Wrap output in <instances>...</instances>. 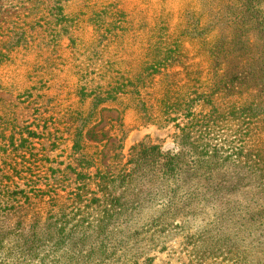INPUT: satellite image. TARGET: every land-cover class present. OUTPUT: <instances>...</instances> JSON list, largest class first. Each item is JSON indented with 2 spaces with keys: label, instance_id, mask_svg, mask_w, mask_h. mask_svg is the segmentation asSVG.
<instances>
[{
  "label": "trees",
  "instance_id": "obj_1",
  "mask_svg": "<svg viewBox=\"0 0 264 264\" xmlns=\"http://www.w3.org/2000/svg\"><path fill=\"white\" fill-rule=\"evenodd\" d=\"M29 1L18 0L21 5ZM94 1L54 0L52 20L43 28L51 43L67 37L69 66L83 81L81 101L89 99L91 111L108 101L122 103L147 121L156 108L158 124H173L175 145L167 152L133 146L123 163L119 144L114 168L101 167L97 152L84 150L92 113L76 112L72 150L85 160L69 167L74 187L63 188L64 195L54 187L38 190L33 200L45 206V216L35 218L26 235L0 228V264H129L131 242L144 232L147 192L179 178L207 186L236 182L264 196V0H177L181 26L173 31L168 0H158L147 58L131 80L119 85L112 84L118 56L109 47L120 39L116 31L126 14L121 0H109L98 10ZM87 25L93 35L85 42L76 34ZM19 31L11 48L26 50V31ZM8 57L0 53V62ZM55 62L49 55L43 58L45 68H56ZM176 68L181 73L173 72ZM157 77L161 82L152 106L143 95L155 88ZM0 91L10 89L0 84ZM217 135L225 137L221 144L213 143ZM10 181L9 171L0 168V197L23 193L11 194Z\"/></svg>",
  "mask_w": 264,
  "mask_h": 264
},
{
  "label": "rangeland",
  "instance_id": "obj_2",
  "mask_svg": "<svg viewBox=\"0 0 264 264\" xmlns=\"http://www.w3.org/2000/svg\"><path fill=\"white\" fill-rule=\"evenodd\" d=\"M53 1L33 0L24 5L18 0L0 1V53L9 56L0 62V84L10 89L0 91V168L9 171L11 194L23 191L0 197V228L16 236L26 235L34 219L45 216V206L33 200L40 195L38 190L54 187L64 195L74 187L69 167H78L85 160L72 150L76 112L83 116L92 113L83 144L89 153L97 152L101 167L114 168L119 144L123 163L133 146L144 144L167 152L175 145L173 124H158L156 108L147 121L135 108L122 103L108 101L91 111L90 100L81 101L83 81L75 74L76 68L69 66L72 56L67 37L61 35L55 45L43 31L48 27L45 23L52 20ZM108 2L92 3L98 10ZM121 2L126 16L116 31L120 39L109 47L118 56L113 85L131 80L146 60L150 28L157 23L153 19L160 5L158 0H151L149 6L141 0ZM166 6L173 14L170 31L180 28L177 11L181 5L168 0ZM84 11L88 18L90 12ZM19 28L26 31V50L11 48L21 34ZM89 35H93V28L88 25L76 34L84 41ZM47 55L56 61V68H45L43 58ZM101 79L96 83L103 84ZM182 79L181 75L177 80ZM160 82L157 77L155 88L143 95L152 106ZM224 139L217 135L213 143L221 144ZM179 179L155 185L147 192L144 232L131 242L129 264H264V196L246 192L245 186L236 182L207 186L203 181Z\"/></svg>",
  "mask_w": 264,
  "mask_h": 264
}]
</instances>
